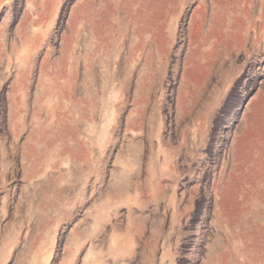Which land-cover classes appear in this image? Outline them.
<instances>
[{
    "label": "rangeland",
    "instance_id": "1",
    "mask_svg": "<svg viewBox=\"0 0 264 264\" xmlns=\"http://www.w3.org/2000/svg\"><path fill=\"white\" fill-rule=\"evenodd\" d=\"M0 264H264V0H0Z\"/></svg>",
    "mask_w": 264,
    "mask_h": 264
},
{
    "label": "bare ground",
    "instance_id": "2",
    "mask_svg": "<svg viewBox=\"0 0 264 264\" xmlns=\"http://www.w3.org/2000/svg\"><path fill=\"white\" fill-rule=\"evenodd\" d=\"M75 52V51H74Z\"/></svg>",
    "mask_w": 264,
    "mask_h": 264
}]
</instances>
